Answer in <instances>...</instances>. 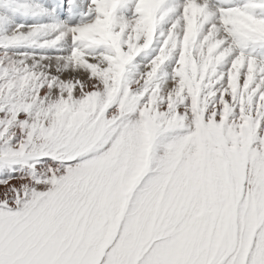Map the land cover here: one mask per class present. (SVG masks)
<instances>
[{
  "label": "snow or ice",
  "instance_id": "obj_1",
  "mask_svg": "<svg viewBox=\"0 0 264 264\" xmlns=\"http://www.w3.org/2000/svg\"><path fill=\"white\" fill-rule=\"evenodd\" d=\"M0 264H264V0H0Z\"/></svg>",
  "mask_w": 264,
  "mask_h": 264
}]
</instances>
